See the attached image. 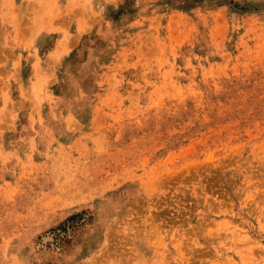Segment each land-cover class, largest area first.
Instances as JSON below:
<instances>
[{
  "label": "rangeland",
  "instance_id": "rangeland-1",
  "mask_svg": "<svg viewBox=\"0 0 264 264\" xmlns=\"http://www.w3.org/2000/svg\"><path fill=\"white\" fill-rule=\"evenodd\" d=\"M0 264H264V0H0Z\"/></svg>",
  "mask_w": 264,
  "mask_h": 264
}]
</instances>
